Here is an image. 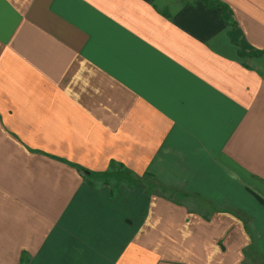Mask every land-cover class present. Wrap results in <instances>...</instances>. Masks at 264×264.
<instances>
[{
  "label": "crops",
  "instance_id": "crops-1",
  "mask_svg": "<svg viewBox=\"0 0 264 264\" xmlns=\"http://www.w3.org/2000/svg\"><path fill=\"white\" fill-rule=\"evenodd\" d=\"M218 1L0 0V264H264V0Z\"/></svg>",
  "mask_w": 264,
  "mask_h": 264
},
{
  "label": "trees",
  "instance_id": "trees-1",
  "mask_svg": "<svg viewBox=\"0 0 264 264\" xmlns=\"http://www.w3.org/2000/svg\"><path fill=\"white\" fill-rule=\"evenodd\" d=\"M203 1L206 3V5L211 6V7H213V6H219L221 8V15H222L223 19L226 22H228L230 25H232V22L229 21L228 15L226 14L227 6L224 3H222V2H220L218 0H213V1H211V0H203ZM229 37H231V32H229ZM233 42H235L237 44V54L238 55H241V56L242 55L251 56V55H259L261 53V50H255V49H252V48H250L248 50H243L240 47L239 42H236L234 40H233ZM258 200L261 203L264 204V200L263 199H261V198L258 197ZM20 264H24L22 259H21Z\"/></svg>",
  "mask_w": 264,
  "mask_h": 264
}]
</instances>
